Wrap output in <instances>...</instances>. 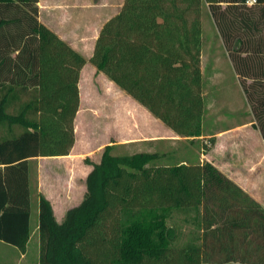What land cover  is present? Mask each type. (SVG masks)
Instances as JSON below:
<instances>
[{"label":"trees","instance_id":"obj_1","mask_svg":"<svg viewBox=\"0 0 264 264\" xmlns=\"http://www.w3.org/2000/svg\"><path fill=\"white\" fill-rule=\"evenodd\" d=\"M250 1L124 0L89 61L179 136L198 138L206 4L264 138V0ZM38 3L0 0V240L22 253L32 232L29 159L72 150L87 62L39 19ZM112 150L86 159V194L62 221L38 194L39 264H264V206L214 163L159 165L157 152ZM176 210L191 213L182 243L170 224Z\"/></svg>","mask_w":264,"mask_h":264},{"label":"rangeland","instance_id":"obj_2","mask_svg":"<svg viewBox=\"0 0 264 264\" xmlns=\"http://www.w3.org/2000/svg\"><path fill=\"white\" fill-rule=\"evenodd\" d=\"M124 0H39V19L71 35L75 33L83 37L84 56L89 66L80 74L79 88L81 96L80 109L75 121L76 147L74 153L82 161L88 158L98 159L105 146L113 144V141L126 143L135 142L144 136L143 120L146 113L139 109L138 105H132L126 101L124 93L113 85H109V79L97 69L92 67L89 61L91 47L103 24L114 16L122 6ZM202 45L204 62V93L207 101L213 105L206 112L205 120L208 128L226 126L240 121L248 108L247 100L241 87L236 84V74L231 64V58L224 46L219 31L212 19L206 4L202 7ZM227 55H226V53ZM229 57V58H228ZM202 69V68H201ZM249 101V100H248ZM251 106V105H250ZM14 111V108H11ZM224 115V122L218 118ZM6 133L1 128L0 134ZM203 135V134H202ZM205 137L190 139L177 138L168 133L158 153L161 155L152 163L159 165H175L182 162L194 163L201 161L205 154L203 142ZM141 142L130 143L113 147V154H133L147 150ZM78 151V152H77ZM96 154V155H95ZM78 156H74L76 158ZM93 156V157H90ZM206 160V159H204ZM81 163L78 160L77 165ZM45 175L54 174L63 183V169H56V164L42 163ZM53 167L54 170H53ZM38 164H33V179L31 186V226L39 220V197L35 190V178L37 177ZM64 173V174H63ZM34 188V189H33ZM67 206L73 204L69 200ZM186 215L181 211H174L170 224L177 230H182L178 241L186 242L190 238L193 225L185 219ZM38 233L34 234L28 247L27 254L20 258L21 251L11 244L0 240V264H39L40 249L37 247Z\"/></svg>","mask_w":264,"mask_h":264},{"label":"crops","instance_id":"obj_3","mask_svg":"<svg viewBox=\"0 0 264 264\" xmlns=\"http://www.w3.org/2000/svg\"><path fill=\"white\" fill-rule=\"evenodd\" d=\"M48 26L50 28L53 27L52 25H48ZM54 31L62 39L70 43V45L74 49H76L77 51H79L84 55L85 51L83 50L82 47L84 41L83 37H80V35H76L74 32L71 33V35L65 33L64 31L60 30L59 27L56 29L54 28ZM96 38L91 47L90 57L92 56L94 51ZM203 64L204 62H203V45H202L201 68H202V83H203L205 108H204V114L202 120L203 135H201L200 137L201 138L205 137L208 140L214 137L215 143L209 150L207 151L204 150L205 154H202V158L200 159L201 161L199 162H203L207 160L214 163L224 174H226L229 178H231L234 182H236L242 189L248 192L255 200L259 201L264 206V138L261 134V131L254 125L256 123V120L253 115L250 103L247 100L246 93L243 89V86L241 85L239 75L235 71L233 64L231 62L232 67L236 74V84H238L241 87L244 96L247 100L246 107L248 108V110H246L245 116L240 121H236L234 123H230L226 126L223 125L220 127H216L218 126L217 125L218 122L214 120L213 123L215 126L213 128H208V124L205 120L206 112L209 108L212 109L211 107H213V105L210 103V101H207V98L205 97L206 94L204 93L205 69ZM88 66L89 64L88 62H86V64L81 69L80 74H82ZM92 67L94 69H97L93 64ZM250 81L251 80L248 79V82ZM109 85H113L114 87L119 89L120 92L124 93V97L127 102H129L132 105L133 104L138 105V107H140L139 109H141L146 113L145 116L146 118L143 120L144 136L140 140H137L138 142H141L140 144L144 145L147 148V150L142 152L158 153L157 147H159L158 149L161 148V145L163 144L164 140H166L167 131L168 133L176 136L177 138L180 139L186 138L179 136L177 133H175L171 128L166 126L162 121H160L157 117H155L145 106L140 104L133 97H131L125 91L120 89L110 79H109ZM80 104H81V96H80ZM218 119L221 122H224L225 117L224 115H221ZM208 140H206L205 142L210 143ZM135 142L126 141V143H120L113 141V147L119 145H126V144L129 145L130 143H135ZM75 147L76 144H74L72 150L68 155L50 156V157L37 156L29 159L31 166L30 185L31 186L34 185L32 184V182L34 181L33 164L37 163L38 172H36L37 177L35 178V188H36L35 190L37 191L36 193L37 194L42 193L43 195H45L47 199L51 201L55 216L58 221H62L66 211L69 208L79 204L84 198L87 190L86 178L88 173L92 169V165L85 162V160L82 161V158H80V156L74 153ZM102 152L97 160L91 158L90 160L94 162H98L100 160ZM74 156H78L77 159L73 158ZM78 160H80L81 163L77 165ZM43 162H48V163L51 162V164L54 163L56 164V169L59 170L63 169L65 173V174L63 173L64 176L62 177L64 180L63 181L64 184H60V182H58L60 178H57L54 174H51L50 177L45 175L46 173L44 172H46V170L44 171L43 169L42 166ZM54 168L55 167H53V170ZM71 198L73 199V204L67 206V203L70 202L69 200ZM38 224L39 221L35 223L33 228L31 226V230H32L31 238L27 245L26 252L25 253L21 252L22 254L20 258H22L27 254V250L32 241V237L36 233H38L37 247L38 249H40V236L38 232ZM204 264H213V263H204ZM224 264H243V263L228 262Z\"/></svg>","mask_w":264,"mask_h":264},{"label":"built area","instance_id":"obj_4","mask_svg":"<svg viewBox=\"0 0 264 264\" xmlns=\"http://www.w3.org/2000/svg\"><path fill=\"white\" fill-rule=\"evenodd\" d=\"M255 0H251L250 2H254Z\"/></svg>","mask_w":264,"mask_h":264}]
</instances>
